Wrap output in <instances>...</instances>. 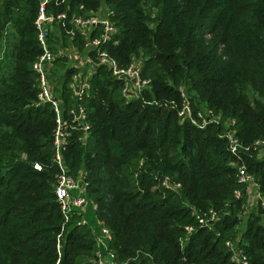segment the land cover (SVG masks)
<instances>
[{"label":"trees","instance_id":"obj_1","mask_svg":"<svg viewBox=\"0 0 264 264\" xmlns=\"http://www.w3.org/2000/svg\"><path fill=\"white\" fill-rule=\"evenodd\" d=\"M106 1L118 29L108 49L124 65L142 56L152 84L147 97L178 100L183 87L195 108H212L223 121L200 129L180 123L170 109L128 102L120 81L97 68L84 101L90 136L83 145L74 133L66 160L72 174L85 172L118 262L245 264L233 260L230 240L248 256L246 264H264V205L258 204L239 238L246 194L237 199L234 193L245 186L237 177L240 160L220 137L224 122L235 119L244 144L264 138V0ZM101 2L66 0L48 11L83 12L82 4L96 10ZM39 5L40 0H0V42L8 43L0 62L11 61L10 68L0 65V264H97L91 261L98 250L92 227L79 224L76 212L58 249L64 215L55 194L56 120L50 104L37 105L34 71L41 54ZM146 6L157 10V18L145 14ZM60 31L52 42L69 46ZM206 32L215 36L212 45ZM74 44L82 49V37ZM58 68L65 69L58 78L68 108L69 82L78 71L61 55L52 73ZM257 155L243 159L264 196V158ZM166 176L182 187H165ZM193 206L214 208L220 220L211 228L199 226ZM188 225L196 227L191 234Z\"/></svg>","mask_w":264,"mask_h":264},{"label":"built area","instance_id":"obj_2","mask_svg":"<svg viewBox=\"0 0 264 264\" xmlns=\"http://www.w3.org/2000/svg\"><path fill=\"white\" fill-rule=\"evenodd\" d=\"M65 1L40 0L38 15L35 20L38 43L41 48V54L34 63L39 89L38 105L50 104L56 120L53 133V162L58 168L55 194L64 215L62 228L57 236L58 249L61 248V238L68 228L70 217L76 212L82 216L79 224H89L92 227L98 247L95 262L97 264H121L118 262L117 254L110 247L113 234L105 220L97 218L98 223L93 228L90 221L84 216L90 205H92L93 211L98 209V204L92 199L89 202L90 182L86 180L84 174H72L66 160V153L74 133L79 132L77 139L84 144L90 136L89 112L84 101L91 89V78L97 68H107L112 76L120 81L122 94L128 102L141 101L145 106H159L171 111L175 110L180 123L188 122L200 129L211 124L221 125L223 121L220 114H217L212 108H195L189 93L183 87L180 88L178 100L147 97V93L152 90V84L150 78L143 73V64L132 61L124 65L108 49L110 43L116 42L114 38L118 31L113 20L114 11L111 8L88 10L84 4L80 6L83 12L48 11ZM57 29H61L70 40L69 46L76 51L78 50L74 47V42L78 37H82L83 45L80 57L91 65L88 74L81 71L72 74L69 82V97L72 104L68 108L61 91L55 89L59 78L54 79L52 77V70L55 68V59L57 58V48H55L56 45L52 39H54L53 34ZM78 66L76 65L77 68ZM66 111L68 112L67 115H65ZM223 125L225 128L220 137L227 139L228 149L240 160L236 165L237 177L239 183L245 186L244 190L240 188L235 190V197L239 199L243 194H246L244 208L254 207L255 204L258 205L259 203L264 205V196L260 191V185L243 159V156L247 154L254 152L260 154L264 151V138H259L252 144L246 145L237 136L235 119H229ZM35 167L42 168L39 164H35ZM162 184L173 191H178L182 187L180 182L174 181L170 176H166ZM191 212L201 227L211 228L220 220V216L214 208L201 210L193 206ZM195 229L194 225L186 227L188 234L194 232ZM227 245L233 253L234 261L248 263V256L239 250L232 241L229 240Z\"/></svg>","mask_w":264,"mask_h":264},{"label":"rangeland","instance_id":"obj_3","mask_svg":"<svg viewBox=\"0 0 264 264\" xmlns=\"http://www.w3.org/2000/svg\"><path fill=\"white\" fill-rule=\"evenodd\" d=\"M102 2H101V4H100V6H99V8L101 9V10H106V8H110L109 7V5H108V3H107V1L106 0H101ZM103 8V9H102ZM144 10H145V14L146 15H149V16H151V19H155V18H157V10L154 8V7H152V8H150L149 6H146V7H144ZM58 34H59V31H58ZM204 37H205V40H206V42H207V44L208 45H212V43L214 42V39H215V36L214 35H212L211 33H205V35H204ZM74 47L78 50V51H76L75 49H73V48H71V49H63V51H66V53H62V55H64V57L66 58V66L67 67H71V66H74L75 67V65H79L80 66V68L81 69H77V71H81V72H84L85 74H88L89 73V69H91V65H90V63L89 62H85L84 60H82L83 58H81L80 57V53L82 52V50L76 45V44H74ZM7 48H8V43H6V41H5V38H4V40H3V42H0V54H2L5 50H7ZM61 54V53H60ZM79 57H80V60H79ZM132 61L133 62H137V63H141V64H143V59H142V56H140V54H136V55H134L133 56V58H132ZM10 59H7V57L4 59V60H2L1 62H0V65L3 67V68H10ZM2 68V69H3ZM1 69V70H2ZM1 72H3V71H1ZM64 74V73H63ZM62 74V75H63ZM58 75H59V70H57V72H55V70L53 71V73H52V77L54 78V79H57V77H58ZM61 75V76H62ZM62 78V77H61ZM56 86H58V87H60L59 89L57 88V90H59V91H62L61 89H62V87H61V85H60V81L58 82V84L56 85ZM56 86H55V89H56ZM37 105H38V103H37ZM83 145H84V143H82ZM258 156V158H264V151H262L260 154H258L257 155ZM21 158L23 159V160H26L27 159V156L25 155V154H22L21 155ZM79 173H81V174H84L85 175V172L83 171V170H81ZM56 178V175L54 174V179ZM90 199H92L93 201H94V199L91 197V195H90V193H89V202H90ZM95 203H96V201H94ZM98 204V203H97ZM256 205V204H255ZM254 205V207H247V208H244V211H243V213H242V216H241V218H240V222H239V224H238V226H237V228H238V230H239V238H241L242 237V235L244 234V232L246 231V229H247V227H248V224H249V221H250V218H251V216L253 215V214H256V213H258V209H259V207H257L258 205H256L255 206ZM98 206H99V204H98ZM88 209H90V213L89 214H87V218L89 219V221H90V223H91V225L93 226V228L95 227L94 225L95 224H97L98 222H97V218H98V215H97V212H98V209H97V211H95L94 210V214L96 215H94L93 214V212H92V210H93V208H92V205H90L88 208H87V210ZM86 210V211H87ZM99 219V218H98ZM62 239H63V236H62V238H61V241H62ZM61 244H62V242H61ZM240 250V249H239ZM91 261H93V262H95V259L93 260H91ZM6 264V263H5Z\"/></svg>","mask_w":264,"mask_h":264},{"label":"crops","instance_id":"obj_4","mask_svg":"<svg viewBox=\"0 0 264 264\" xmlns=\"http://www.w3.org/2000/svg\"><path fill=\"white\" fill-rule=\"evenodd\" d=\"M57 55H61V56H64V55H62V53H66V51H63V49H71V47L70 46H64L63 44H62V42L60 41V42H58L57 43ZM61 53V54H60ZM71 67H74V66H71ZM74 68H77L76 67V65H75V67ZM59 69V75H62L64 72H65V69H62V68H58ZM77 69H81L80 68V66H78V68ZM87 210V209H86ZM90 209H88L87 211H85V213H84V216L87 218V214H89L90 212ZM92 212H93V214H94V211L92 210ZM95 215V214H94ZM96 216V215H95ZM88 219V218H87ZM89 220V219H88Z\"/></svg>","mask_w":264,"mask_h":264},{"label":"water","instance_id":"obj_5","mask_svg":"<svg viewBox=\"0 0 264 264\" xmlns=\"http://www.w3.org/2000/svg\"><path fill=\"white\" fill-rule=\"evenodd\" d=\"M173 111V113H175L176 114V111L175 110H172Z\"/></svg>","mask_w":264,"mask_h":264}]
</instances>
